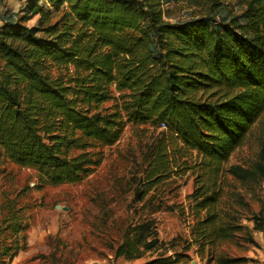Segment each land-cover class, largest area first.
I'll list each match as a JSON object with an SVG mask.
<instances>
[{
	"label": "trees",
	"instance_id": "16d2710c",
	"mask_svg": "<svg viewBox=\"0 0 264 264\" xmlns=\"http://www.w3.org/2000/svg\"><path fill=\"white\" fill-rule=\"evenodd\" d=\"M193 1L211 12L222 6ZM192 17L168 19L162 0H28L23 15L0 25V161L34 170L44 184H75L127 127L157 133L143 152L151 160L142 188L160 184L189 150L188 244L235 264L218 248L247 226L237 209L221 207V185L228 175L244 184L264 176V143L253 165L226 167L264 115V0H247L227 23ZM20 212L9 200L0 206V264L21 248ZM158 243L144 217L117 253L139 258Z\"/></svg>",
	"mask_w": 264,
	"mask_h": 264
},
{
	"label": "rangeland",
	"instance_id": "374dc122",
	"mask_svg": "<svg viewBox=\"0 0 264 264\" xmlns=\"http://www.w3.org/2000/svg\"><path fill=\"white\" fill-rule=\"evenodd\" d=\"M246 1L222 0L221 8L214 12L193 0L162 3L172 21L204 14L218 24L241 15ZM27 7L28 0H0V25L15 21ZM36 21L34 17L27 23ZM158 140L157 133L127 127L120 142L105 149V159L97 170L75 184H44L34 170L0 161V206L9 200L14 208L21 209L25 226L20 233L21 248L6 264H158L153 261L166 256L177 259L174 264H221L212 252L201 256L188 244L193 216L187 196L195 187L189 150L177 162L179 168L174 163L160 184L148 192L142 188L151 160H146L143 152ZM263 143L264 115L246 143L232 153L226 167L253 165ZM140 193L143 200H139ZM221 193V207L237 209L247 228L237 230L233 239L220 245L218 253L239 258L235 264H264V176L244 184L228 175ZM144 217L155 222L159 238L156 248L139 258L119 255L117 249L129 229Z\"/></svg>",
	"mask_w": 264,
	"mask_h": 264
},
{
	"label": "built area",
	"instance_id": "2783aa9c",
	"mask_svg": "<svg viewBox=\"0 0 264 264\" xmlns=\"http://www.w3.org/2000/svg\"><path fill=\"white\" fill-rule=\"evenodd\" d=\"M164 127H166V124L165 123H161L160 128H164Z\"/></svg>",
	"mask_w": 264,
	"mask_h": 264
},
{
	"label": "water",
	"instance_id": "95a60500",
	"mask_svg": "<svg viewBox=\"0 0 264 264\" xmlns=\"http://www.w3.org/2000/svg\"><path fill=\"white\" fill-rule=\"evenodd\" d=\"M57 207H58V208H61V206H60V205H58ZM191 264H194V263H191Z\"/></svg>",
	"mask_w": 264,
	"mask_h": 264
}]
</instances>
